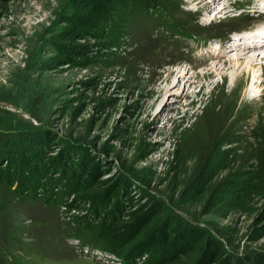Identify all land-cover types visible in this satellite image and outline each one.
<instances>
[{
	"label": "rangeland",
	"instance_id": "rangeland-1",
	"mask_svg": "<svg viewBox=\"0 0 264 264\" xmlns=\"http://www.w3.org/2000/svg\"><path fill=\"white\" fill-rule=\"evenodd\" d=\"M170 1L180 8L173 16L186 24L182 32H190L188 23L213 28L200 34L207 39L263 17L260 8L244 3L248 0H219L204 10L192 0ZM83 2L0 5V141L6 142L0 149L27 156L41 149L39 162L15 170L21 176L27 169L36 172L44 186L28 202L10 187H0V264H129L67 234L76 226L86 231L77 218L87 202L78 200L80 209H74L66 207V198L55 206L43 201L49 188L57 192L66 182L49 163L50 157L62 155L99 163V181L83 185V191H102L126 179L142 203L147 194L163 202L158 222L177 216L211 233L219 229L233 240L230 249L257 259L264 252V66L246 70L224 60L198 70L196 63L214 40L205 48L208 41L185 38L176 29L148 33L143 27L151 29V18L137 21V27L129 24L120 36L114 33L123 16L107 24L113 33L107 39L68 38V19L75 11L85 13ZM156 18L162 21L157 29L170 28L167 16ZM77 44L89 47L86 58L68 53ZM230 56L235 60V54ZM222 66L236 67L222 77L216 75ZM177 70L188 71L182 76ZM171 71L176 73L172 87L164 82ZM216 104L224 111L214 148H187L184 141L190 143L192 133L181 135V129ZM98 219L90 214L86 222Z\"/></svg>",
	"mask_w": 264,
	"mask_h": 264
},
{
	"label": "trees",
	"instance_id": "trees-1",
	"mask_svg": "<svg viewBox=\"0 0 264 264\" xmlns=\"http://www.w3.org/2000/svg\"><path fill=\"white\" fill-rule=\"evenodd\" d=\"M11 1L13 0H0V5L6 7ZM84 4L86 5L84 14H78L75 11L72 18L68 19L70 27L65 32L68 38L77 34H90L98 40L107 39L113 34L111 29H106L107 24L113 25V20L117 16L123 17L121 24L118 25L119 28L114 33L115 36L126 34L128 30L124 29L129 24L130 27H137V21L145 22L146 18L152 19V28L150 29L149 25L148 28L143 27V30L153 34L154 29L159 28L157 26L162 23V21L158 23L155 21L156 16L160 19L164 18V15L168 17L170 28L165 27L161 30L176 29L192 37L193 32L207 31L205 30L207 28L188 23L187 30L190 32H182L181 28H185L186 24L173 16L175 11H180V8L170 0H84ZM187 21H195V19L189 17ZM210 30L213 28H209ZM88 50L89 47L86 44H77V46L69 47L68 53L86 58ZM208 110V107H204L201 114L193 115V121L189 127L181 129V135L187 132L192 133L191 142L189 143L188 139L184 141V145L188 144L187 148L189 145L198 147L211 145L214 148L213 141L219 137L220 132L217 124L224 107L216 104L210 112ZM207 141L210 142L207 143ZM5 144V141L3 143L0 141V148ZM256 144L259 146L260 143L256 141ZM208 146L205 151L208 150ZM73 152L72 156H74ZM24 153L13 152L10 148L0 149V187H10L18 199L28 202L36 200L40 193L38 189L44 186L39 182L36 172L27 169L21 176L17 175L15 169L24 166L30 168L31 164L40 161L42 154L41 149L36 150L33 153L34 156H27ZM50 159L51 168L60 169L59 172L65 177L66 182L61 184V189L59 188L57 192L49 188L50 192L45 194L43 201L55 206L59 199L66 198V207H74V209H80V204H76L78 200L87 202L88 209H85L86 211L84 210V213L77 218L78 221L86 223V231H81L76 226L69 229L67 234H74L83 242L99 247L111 256L119 257L129 264L143 256L145 260L141 264H175L177 262L264 264V252H259V257L255 259L254 254L244 255L236 249H230L235 247L233 240L219 229L211 233L206 228L183 221L177 216L158 222L157 217L163 212V202L156 195L147 194L144 198L146 200L142 203L141 194L137 193L135 185L126 179L116 181L102 191H83V185L86 187L87 183L100 179L99 163L91 162L88 157L81 162H76L75 157L71 159L68 155L54 156ZM32 168L35 169L33 166ZM83 176L86 177L83 178ZM71 196H73L72 199ZM90 214L98 215L96 224H87ZM183 259L185 261H182Z\"/></svg>",
	"mask_w": 264,
	"mask_h": 264
},
{
	"label": "bare ground",
	"instance_id": "bare-ground-1",
	"mask_svg": "<svg viewBox=\"0 0 264 264\" xmlns=\"http://www.w3.org/2000/svg\"><path fill=\"white\" fill-rule=\"evenodd\" d=\"M219 0H192V2H196L199 3L200 7L199 10H204L208 8L209 3L214 2L215 4L218 2ZM237 2V1H236ZM235 2V3H236ZM248 2V3H253L254 7L256 8H260V11L264 13V0H248V1H244ZM260 4V5H259ZM262 4V5H261ZM227 7H224L223 9H220L219 13L223 14V11L226 9ZM231 12L227 11L224 12V16H229ZM208 17V15H207ZM262 17V16H260ZM229 18V17H228ZM214 21V20H213ZM213 23V22H212ZM231 30V29H230ZM225 34V33H224ZM244 39V38H243ZM235 39L228 37L227 40L225 41H221L220 42V46H223V49H225L227 47V49L225 51H223V49L221 50V47H216V51L214 54H209L206 56L205 60L207 61V65H208V69L215 63V62H219L221 63L224 60L230 61L232 64H238V66L240 68H244V69H248V70H252L253 68H255L256 66L263 68L264 66V42L261 46H255L253 44H244L245 42L242 41V39H240L239 42H234ZM234 42V44H233ZM233 44V45H232ZM209 51V50H208ZM226 54H225V53ZM209 53V52H208ZM211 53V52H210ZM202 54V53H201ZM235 54L236 58L235 60H229L230 58H232L230 55ZM249 54L252 55H257V56H253V57H248ZM205 55V54H204ZM263 55V56H262ZM200 56V55H199ZM247 56V57H246ZM201 59V57H199ZM229 58V59H228ZM244 60V61H241ZM216 64V63H215ZM217 65V64H216ZM215 65V66H216ZM237 66V65H236ZM236 66L233 67H220L217 70L216 75H221L222 77L227 75V71L230 70L231 68H234ZM205 67V66H204ZM215 68V67H214ZM202 69V68H201ZM206 69V70H208ZM217 69V68H216ZM188 71V70H187ZM181 72L179 70H177V74H181L182 76L185 75V73L187 72ZM215 73V72H214ZM176 73H174V71L169 72L168 77L164 80L165 83H168L169 85H171L170 87L174 86L176 83L173 81V76ZM190 80V78L187 79L186 82H188ZM178 82V81H177ZM180 82V81H179ZM171 83V84H170ZM161 90V89H160Z\"/></svg>",
	"mask_w": 264,
	"mask_h": 264
}]
</instances>
